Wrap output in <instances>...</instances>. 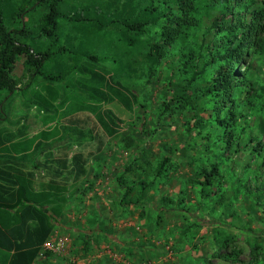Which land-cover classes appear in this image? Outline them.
I'll return each mask as SVG.
<instances>
[{"label":"trees","instance_id":"obj_1","mask_svg":"<svg viewBox=\"0 0 264 264\" xmlns=\"http://www.w3.org/2000/svg\"><path fill=\"white\" fill-rule=\"evenodd\" d=\"M205 52L212 55L213 76L207 75ZM173 55L178 63L162 108L184 116L186 131L194 129L206 147L194 156L184 203L160 196L158 224L183 205L181 212L194 220L193 240L201 229H213V248L203 250L200 264H209L212 253L240 264L241 237L248 264H264L262 234L233 210L236 201L252 200L248 209L264 225L258 218L260 211L264 215V4L258 8L254 0H0V264L56 258L45 244L63 229L82 186L93 189L90 174L101 177V166L95 174L89 170L91 159L105 161L101 153L110 139L123 138L129 151L134 133L154 137L157 129L147 126L136 84ZM27 92L43 116V129L33 137L10 126L11 103ZM113 104L140 114L129 127L132 134L124 135ZM174 154L169 149L155 166L144 161L149 172L139 189L124 180L133 171L125 168L118 206H141L147 192L175 171ZM238 155L239 173L231 175ZM205 212L222 220L205 218ZM104 230L100 223L90 233Z\"/></svg>","mask_w":264,"mask_h":264},{"label":"rangeland","instance_id":"obj_2","mask_svg":"<svg viewBox=\"0 0 264 264\" xmlns=\"http://www.w3.org/2000/svg\"><path fill=\"white\" fill-rule=\"evenodd\" d=\"M254 1L258 8L264 4V0ZM247 55L245 62L251 60L250 52ZM205 56V63L209 64L207 75L213 76L215 66L210 65L212 55L205 52ZM177 63L175 55L168 56L153 77L145 78L136 84L140 104L146 106L147 126L150 132L157 129L156 133L154 137L149 134L143 137L133 132L134 147L129 151L124 148L123 138L110 139L101 153L105 161L98 163L100 159L98 156L91 159L89 170L95 174L101 166V177L93 180L94 176L90 174L89 180L94 184L93 189H90L88 184L81 188L82 181L77 184V187L81 188L79 196L70 203L65 219L62 220L63 229H57L54 237L65 239L67 247L62 254H57L55 259L46 261L47 264H200L203 250H212L213 229H201L193 240L191 224L194 220L190 213L181 212L183 205L171 217H164L160 225L157 221L158 211L154 209L162 196L172 198L177 204L184 203L186 198L183 193L190 188L188 181L194 172V156L197 150L206 147V142L201 140L202 137H198L194 129L191 131L193 137L190 136L191 132L186 131L184 116L165 114L162 108L167 99L169 76ZM242 68L238 66V72H242ZM31 100L30 92L25 95L17 94L11 103L9 117L10 126L18 133L25 131L29 137L37 135L43 129L42 113L31 104L33 103ZM109 108L124 122V135L132 134L129 127L138 122L137 116H140L138 111L128 113L118 104L110 105ZM80 116L85 119L83 115ZM92 124L91 122L88 126L92 127ZM144 129L146 128L142 129L143 132ZM261 141L264 142V137ZM171 148L175 151L173 163L175 171L171 173L170 170L152 190L147 192L141 206H131L127 209L119 207L125 190L120 187L118 179L125 172V168L132 166L133 171L127 173L124 180L129 186L135 184L134 187L139 189L138 184L141 179L146 178L145 170L148 171L144 161L155 166ZM74 151L76 146L73 148ZM204 159L207 160L208 156H204ZM236 160V165L229 173L231 175L239 173L240 155ZM138 165L144 170L138 169ZM261 172H264V162L261 165ZM224 186L226 191L231 190V184L227 183ZM194 202L193 196V203L189 204L193 212L196 204ZM251 202L252 200L244 199L236 201L233 210L238 212L244 224L251 223L252 229L262 234L264 239V225L258 224L248 209ZM202 215L208 219L215 217L222 220L219 214L210 216L205 212ZM258 218H264L263 211L258 213ZM100 223L105 227L104 233L92 235L90 230ZM65 229H68V232ZM240 240L238 244L245 250V254L240 258V264H248L249 250L243 245L242 237ZM130 247L136 248L134 255H124L123 251L128 252ZM142 247L144 251H140ZM212 254L208 258L209 264H231L212 258Z\"/></svg>","mask_w":264,"mask_h":264},{"label":"built area","instance_id":"obj_3","mask_svg":"<svg viewBox=\"0 0 264 264\" xmlns=\"http://www.w3.org/2000/svg\"><path fill=\"white\" fill-rule=\"evenodd\" d=\"M67 242L63 238H53L50 241H48L44 246V251H50L54 254H62L65 249Z\"/></svg>","mask_w":264,"mask_h":264}]
</instances>
